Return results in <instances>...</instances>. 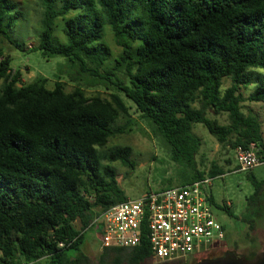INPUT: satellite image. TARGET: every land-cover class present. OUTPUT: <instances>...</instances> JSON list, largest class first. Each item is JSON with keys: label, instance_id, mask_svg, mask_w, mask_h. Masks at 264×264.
Here are the masks:
<instances>
[{"label": "trees", "instance_id": "1", "mask_svg": "<svg viewBox=\"0 0 264 264\" xmlns=\"http://www.w3.org/2000/svg\"><path fill=\"white\" fill-rule=\"evenodd\" d=\"M40 2L38 45L29 51L63 59L66 73L87 87L115 90L108 99L87 97L81 86L66 92L60 81L50 89L43 76L19 86L20 74L12 73V58L0 47V263L145 264L152 260L147 242L100 250L96 263L83 250L94 217L127 200L113 164L132 168L131 149L106 147L136 125L123 97L183 166L180 186L223 175L214 166L206 173L197 169L195 125L224 147L253 143L264 156L259 120L242 111L245 101L264 103V0ZM13 9L0 0L5 41L17 20ZM58 19L63 43L53 33ZM106 28L121 54L102 73ZM224 79L231 84L222 92ZM250 86L244 98L240 90ZM208 112L226 114L228 123L209 119ZM253 186L246 207H256L258 215L264 181ZM222 209L233 215L227 204ZM244 220L253 242L256 222Z\"/></svg>", "mask_w": 264, "mask_h": 264}, {"label": "rangeland", "instance_id": "2", "mask_svg": "<svg viewBox=\"0 0 264 264\" xmlns=\"http://www.w3.org/2000/svg\"><path fill=\"white\" fill-rule=\"evenodd\" d=\"M14 8L12 14L17 17L15 25L8 30L9 40H2L0 47L5 54L12 58V73L20 74V85L32 82L36 77L43 76L48 79V88H53L54 82L63 83L66 92L73 91L81 86L87 97L99 96L109 98L114 88L109 85L87 87L82 81H74L66 73V63L61 58L43 59L39 52H31L30 48L38 45V33L43 18V6L40 0H9ZM60 5L61 0H54V4ZM62 21H56L54 36L57 42H64V35L61 31ZM102 47L107 52V60L101 72L111 69L116 64V59L121 54V48L115 43L109 29H105ZM23 47V50H22ZM58 77V78H57ZM231 84L230 79L222 82V92ZM254 87L241 89L244 98H247ZM125 104L130 109V114L135 121L131 130L111 139L106 147H129L131 149L130 160L133 167H125L114 163L113 167L117 172V183L128 199H135L149 191H156L171 182L173 186L179 184V173L183 166L176 162L172 153L162 145L148 126L139 119L131 102L123 97ZM245 114L255 115L261 125L264 139V103L245 101L242 105ZM209 119H215L220 125L228 123L226 114L215 116L212 112L207 113ZM124 120H119L116 126L122 127ZM192 132L200 140V147L195 157L198 170L208 172L213 166L223 170V175L212 179L209 193L214 201L212 213L214 219L224 228L225 238L217 242L216 247L205 253L209 259L221 258L227 254H234L245 263H255L260 260L264 252V187L262 188V202L258 208L252 210L246 206L247 198L253 193V181H264V164L253 168L248 172H236L235 150L224 147L211 136L202 125L193 126ZM169 180V181H167ZM227 204L233 215L229 216L222 205ZM244 219L254 220L256 229L250 233L253 242L246 239L248 224ZM79 229V223H75ZM214 246V245H211ZM83 250L90 260L96 263L100 248L98 238L94 231H85V243ZM204 254L199 255V257ZM187 259L176 262H160L157 260L147 261L145 264H185ZM38 264H44L40 262Z\"/></svg>", "mask_w": 264, "mask_h": 264}, {"label": "built area", "instance_id": "3", "mask_svg": "<svg viewBox=\"0 0 264 264\" xmlns=\"http://www.w3.org/2000/svg\"><path fill=\"white\" fill-rule=\"evenodd\" d=\"M258 152L253 143L237 147L236 172L263 165L264 156ZM211 182L212 178L205 177L183 186L149 191L135 199L127 198L95 216L88 230L96 234L100 250L132 249L147 242L152 259L160 262L205 254L224 239L222 226L212 213ZM58 246L64 248L66 244Z\"/></svg>", "mask_w": 264, "mask_h": 264}, {"label": "water", "instance_id": "4", "mask_svg": "<svg viewBox=\"0 0 264 264\" xmlns=\"http://www.w3.org/2000/svg\"><path fill=\"white\" fill-rule=\"evenodd\" d=\"M196 264H248V263H245L241 259L235 257L234 254H227L221 258L207 259L200 261ZM250 264H264V252L259 261Z\"/></svg>", "mask_w": 264, "mask_h": 264}, {"label": "flooded vegetation", "instance_id": "5", "mask_svg": "<svg viewBox=\"0 0 264 264\" xmlns=\"http://www.w3.org/2000/svg\"><path fill=\"white\" fill-rule=\"evenodd\" d=\"M207 253H208V252H207ZM207 259H209V258H207V257L205 256V254H204V256H201V257H199V255L196 254V255H193V256L189 257V258L187 259V261L185 262V264H196V263H198V262H200V261L207 260Z\"/></svg>", "mask_w": 264, "mask_h": 264}, {"label": "crops", "instance_id": "6", "mask_svg": "<svg viewBox=\"0 0 264 264\" xmlns=\"http://www.w3.org/2000/svg\"><path fill=\"white\" fill-rule=\"evenodd\" d=\"M261 132H262V130H261ZM262 138H263V134H262ZM263 142H264V139H263Z\"/></svg>", "mask_w": 264, "mask_h": 264}]
</instances>
